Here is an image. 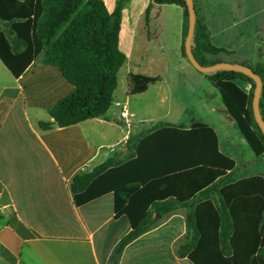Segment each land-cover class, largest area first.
I'll return each instance as SVG.
<instances>
[{
  "label": "trees",
  "instance_id": "16d2710c",
  "mask_svg": "<svg viewBox=\"0 0 264 264\" xmlns=\"http://www.w3.org/2000/svg\"><path fill=\"white\" fill-rule=\"evenodd\" d=\"M194 2L192 52L202 66H212L222 62L215 57L232 52L213 44ZM154 4L183 8L182 55L187 59L186 1L152 0L147 22ZM123 7L119 2L109 13L103 0H0V59L11 74L19 78L45 52L44 63L58 67L75 87L49 110L60 128L107 116L126 62L120 48ZM239 65L252 68L263 81L259 107L264 120V60L255 66ZM203 74L218 90L253 153L264 156V135L253 111L255 81L230 70ZM128 81L130 94L140 95L160 79L131 74ZM40 126L49 130L52 122ZM151 131L129 139L135 150L130 158H110L77 174L71 186L91 228L105 226L110 238L121 233L111 263L117 264L125 248L165 215L186 207L188 241L180 248L186 264H264V177L237 178L234 160L220 151L217 134L205 123L196 122L188 130L157 124ZM29 175L47 179L29 182L25 179ZM0 180L21 215L27 184L54 188L56 180L61 181L56 165L28 127L20 98L0 130Z\"/></svg>",
  "mask_w": 264,
  "mask_h": 264
},
{
  "label": "crops",
  "instance_id": "0c3cea01",
  "mask_svg": "<svg viewBox=\"0 0 264 264\" xmlns=\"http://www.w3.org/2000/svg\"><path fill=\"white\" fill-rule=\"evenodd\" d=\"M103 1L109 13L114 12L119 2L124 3L120 48L126 55L106 117L69 127L42 129L41 122L54 123L49 110L72 94L75 87L58 67L44 63L45 52L38 55L19 78H15L0 59V130L20 98L21 111L30 131L49 154L61 179L56 180L55 189L47 183L27 184L22 197V215L0 180V264H112L110 258L121 233L110 238L111 232L105 226L91 228L74 201L71 186L77 174L90 172L110 158L116 157L119 161L130 158L135 150L133 143H128L129 139L150 134L157 124L188 130L196 122L205 123L217 134L220 151L234 160L237 178L264 177V173L241 174L238 149L221 138V134H227L224 120L211 113L205 119L193 118L184 124L180 116L168 111L161 121L149 128L134 124L137 111L129 109L133 95L129 92L128 78L131 74L148 76L140 68L153 48L152 31L161 37V47L168 48L169 56L161 57L159 66L168 77L162 80L158 77L159 87L155 88L157 83L151 85L141 96L154 89L163 104L167 101L164 87L180 83V70L189 72L193 67L182 55L183 8L154 4L147 22L145 13L152 0ZM195 1L213 44L232 52L223 53L230 57L229 62L255 66L264 60V0ZM169 38H173L171 42ZM124 105L128 108V119L121 117ZM25 179L39 182L47 178L29 175ZM188 211L186 207H179L165 215L154 229L125 248L117 264H186L180 248L188 241L185 223ZM175 217L183 219V223H173L171 220Z\"/></svg>",
  "mask_w": 264,
  "mask_h": 264
},
{
  "label": "rangeland",
  "instance_id": "374dc122",
  "mask_svg": "<svg viewBox=\"0 0 264 264\" xmlns=\"http://www.w3.org/2000/svg\"><path fill=\"white\" fill-rule=\"evenodd\" d=\"M152 51L148 53L146 61L141 64L140 71L147 73L151 77H159L161 80L168 77L163 74L164 70L160 68L161 57L169 56L168 48L161 47V37H157L152 31L151 35ZM173 38H169L171 42ZM215 59L231 63L230 57L220 54ZM182 80L180 83L165 86L163 94L167 96V101L163 104L156 97V92L151 89L146 95H133L132 104H129L131 111H137L134 118L136 126H145L147 128L161 121L165 112H171L174 116H180L184 124L190 123L193 118H203L209 113L217 118L223 119L227 134H221L231 142L239 153L240 172L242 175L251 173H264V157L258 158L250 149L242 135L234 125V120L230 117L221 101V96L207 77L198 72L195 68L190 67V71L180 70ZM161 82V81H160ZM159 87L157 83L156 89ZM187 110V113L184 112ZM139 121H143L140 124Z\"/></svg>",
  "mask_w": 264,
  "mask_h": 264
},
{
  "label": "water",
  "instance_id": "95a60500",
  "mask_svg": "<svg viewBox=\"0 0 264 264\" xmlns=\"http://www.w3.org/2000/svg\"><path fill=\"white\" fill-rule=\"evenodd\" d=\"M189 12V30L188 35L185 40V52L187 55L188 61L191 63V65L200 73H210L217 70H230L238 73H242L251 79L255 81L256 87L254 92V98H253V111L254 116L256 119V122L262 131L264 135V120L262 118L261 112H260V98H261V91L263 87V81L259 75H257L252 68L248 66H243L239 64H233V63H227V62H219L212 66H202L195 58L193 52H192V38L194 34L195 24H196V9H195V2L194 0H185ZM53 127L58 128L59 124L54 122L52 124Z\"/></svg>",
  "mask_w": 264,
  "mask_h": 264
},
{
  "label": "built area",
  "instance_id": "2783aa9c",
  "mask_svg": "<svg viewBox=\"0 0 264 264\" xmlns=\"http://www.w3.org/2000/svg\"><path fill=\"white\" fill-rule=\"evenodd\" d=\"M121 117L123 119H128L129 113H128V108L126 105L123 106L122 112H121Z\"/></svg>",
  "mask_w": 264,
  "mask_h": 264
}]
</instances>
